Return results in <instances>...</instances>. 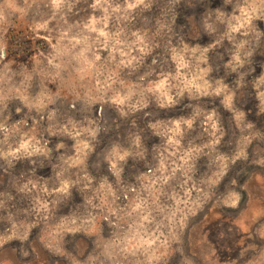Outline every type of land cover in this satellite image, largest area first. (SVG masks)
<instances>
[{
	"label": "rangeland",
	"instance_id": "374dc122",
	"mask_svg": "<svg viewBox=\"0 0 264 264\" xmlns=\"http://www.w3.org/2000/svg\"><path fill=\"white\" fill-rule=\"evenodd\" d=\"M0 264H264V0H0Z\"/></svg>",
	"mask_w": 264,
	"mask_h": 264
}]
</instances>
